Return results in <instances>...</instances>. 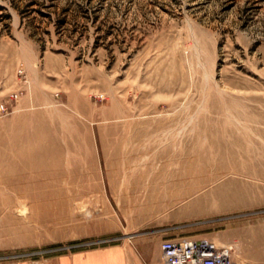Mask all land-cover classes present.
I'll return each instance as SVG.
<instances>
[{
  "label": "rangeland",
  "instance_id": "1",
  "mask_svg": "<svg viewBox=\"0 0 264 264\" xmlns=\"http://www.w3.org/2000/svg\"><path fill=\"white\" fill-rule=\"evenodd\" d=\"M263 152L264 0H0V154L36 155L0 170V264L142 237L264 264Z\"/></svg>",
  "mask_w": 264,
  "mask_h": 264
},
{
  "label": "crops",
  "instance_id": "2",
  "mask_svg": "<svg viewBox=\"0 0 264 264\" xmlns=\"http://www.w3.org/2000/svg\"><path fill=\"white\" fill-rule=\"evenodd\" d=\"M161 239L142 237L139 242L113 244L63 255L55 264H156L161 260ZM245 264V263H243Z\"/></svg>",
  "mask_w": 264,
  "mask_h": 264
},
{
  "label": "built area",
  "instance_id": "3",
  "mask_svg": "<svg viewBox=\"0 0 264 264\" xmlns=\"http://www.w3.org/2000/svg\"><path fill=\"white\" fill-rule=\"evenodd\" d=\"M161 260L156 264H241L229 246L205 237H174L160 241Z\"/></svg>",
  "mask_w": 264,
  "mask_h": 264
},
{
  "label": "bare ground",
  "instance_id": "4",
  "mask_svg": "<svg viewBox=\"0 0 264 264\" xmlns=\"http://www.w3.org/2000/svg\"><path fill=\"white\" fill-rule=\"evenodd\" d=\"M237 103H239V102H237ZM231 112V111H230ZM226 117H227V115H226ZM234 119V118H233ZM226 121V120H225ZM232 121H234V120H232ZM231 121V122H232ZM235 122V121H234ZM228 123V122H227ZM233 123V122H232ZM236 124V123H235ZM239 124V123H238ZM242 124H243V121H242ZM245 124V123H244ZM239 126V125H238ZM242 127V126H241ZM246 130V129H245ZM249 130V129H248ZM251 130H252V128H251ZM251 130H249L250 132H252L253 133V131H251ZM239 131H241V130H239ZM247 132V131H246ZM241 133V132H240ZM244 135V134H243ZM257 134H255V136H256ZM228 136H230V135H228ZM248 136V135H247ZM246 140V139H245ZM202 141V140H201ZM246 141H249V140H246ZM204 141H202V143H203ZM250 142V141H249ZM205 143V142H204ZM203 143V144H204ZM229 146L230 147H227V148H229V151L228 152H226L227 153V155H228V157L229 158H232V156L233 155H238L237 153L239 152V151H237V150H235V147L234 146H231V144H229ZM212 147V146H211ZM249 147V146H248ZM67 148H68V146H67ZM262 150V149H261ZM264 153V152H263ZM234 157V156H233ZM36 159V155H32V154H25L24 156L23 155H18V154H9V155H6V154H0V170L2 171L3 169L4 170H18L19 168H17V167H19L20 165H24V164H29V163H32V161L33 160H35ZM66 160H67V158H66ZM206 163L207 162H204V163H198V171L199 172H201V171H204L205 169H206ZM191 170V172H190V174H191V177H190V179L192 180V181H194L195 180V178H197L198 176L196 175V174H194V170L193 169H190ZM199 178H202V177H199ZM217 192L216 191H213V190H211V191H209V192H207V194L205 193L202 197H199L197 200H196V202H198V203H200V201L203 199H207V198H209V197H212L213 195H215Z\"/></svg>",
  "mask_w": 264,
  "mask_h": 264
}]
</instances>
